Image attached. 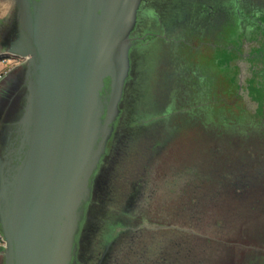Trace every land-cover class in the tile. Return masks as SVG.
<instances>
[{
    "label": "rangeland",
    "instance_id": "374dc122",
    "mask_svg": "<svg viewBox=\"0 0 264 264\" xmlns=\"http://www.w3.org/2000/svg\"><path fill=\"white\" fill-rule=\"evenodd\" d=\"M187 9L191 14L183 17L185 25L170 24L162 30L165 64L146 78L143 87L150 90L157 73L165 72L166 77L163 73L158 81L157 97L147 100L143 121L131 118L122 124L124 130L103 164L96 209H92L87 229L91 238L84 245L85 264H101L100 248L108 242L101 243L97 234L109 229V220L123 215L132 220L146 203L154 213L151 218L146 216L148 221L143 219V226L156 223L163 232H147L146 228L136 241L138 247L125 244L128 250L123 245L118 246L121 252L109 250L102 257L106 264H125L120 259L123 253L132 255L138 249H146L147 257L140 263L135 254L136 264H162L154 240L162 241L165 249L174 243V250L166 251L169 262L163 264H240L245 255L264 253L262 244L255 246V227L264 218V104L257 99L259 109L251 113L242 103L237 85L242 69L238 74V67L233 66L242 58L232 62L236 73L214 65L220 61L222 65L239 42L264 37V0H192ZM152 25L149 22L143 28L156 31ZM260 47L247 53L244 61L251 65L248 60ZM16 63L0 60V78ZM252 69L251 65L248 71ZM231 78L234 86L227 83ZM256 81L263 82L258 88L264 94V74ZM154 104L161 111L167 107L166 121L148 119L154 114ZM171 112L176 118L170 117ZM153 132L161 136L156 141L149 139ZM168 140L166 153H161L158 147ZM168 164L173 166L169 176ZM194 207L197 214L187 221Z\"/></svg>",
    "mask_w": 264,
    "mask_h": 264
},
{
    "label": "water",
    "instance_id": "95a60500",
    "mask_svg": "<svg viewBox=\"0 0 264 264\" xmlns=\"http://www.w3.org/2000/svg\"><path fill=\"white\" fill-rule=\"evenodd\" d=\"M140 3L0 0V60H22L0 78V264H79L93 179L125 121ZM240 47L252 113L244 60L260 46Z\"/></svg>",
    "mask_w": 264,
    "mask_h": 264
},
{
    "label": "flooded vegetation",
    "instance_id": "af4514ba",
    "mask_svg": "<svg viewBox=\"0 0 264 264\" xmlns=\"http://www.w3.org/2000/svg\"><path fill=\"white\" fill-rule=\"evenodd\" d=\"M148 1L149 0H147L144 4L145 5L149 4ZM190 2H192V0H155L154 1V4L157 5V8L155 7V9H154L155 16L151 17V19L154 20V23L157 26L163 25L166 22L167 23L170 22L172 24L173 23L172 20L180 17L181 15L185 17V16H189L191 14V11H189L187 9L188 8V4ZM144 4L143 3L141 4V9H143V5ZM157 15H159V17L160 16L161 17L164 16V18L158 19L159 17ZM207 21H210V19L207 18ZM183 22H184V25H185V20H183ZM179 23H177V24H179ZM181 23H182V21H181ZM143 25L144 24L139 25L141 27L140 28L141 30L142 29L145 30V28H142ZM184 25H182V26H184ZM163 29H165V26H163L161 28L160 32H162ZM148 30L149 29H146V31H148ZM161 36H159V38L157 39L158 40L157 41V45L154 47V49H156V52H157V60H161L162 59L161 57H163L162 54H163L164 46H163V43H162ZM258 38H259V36H256V37H253L252 38V41L251 40H248V43L255 41V42H259V44L261 45L260 49H258L257 51H255V57L252 59L251 56H250V59L248 60L249 62H251V65H255V70L256 71H255V76H253V80L254 79L256 80L258 76H261V75L264 74V70H263V68H264V37L262 39H259V41H258ZM260 42H262V43H260ZM160 51H161V53H160ZM149 54H150V51H147L146 55L149 56ZM141 58L142 59H140L138 56H136L135 60H139L141 64H144L147 57L146 56H143ZM236 58H240L241 59L242 58V53L240 52L236 56ZM146 63L147 64L148 63L151 64L150 61H148ZM16 64H20V60H17V63ZM161 64L162 65L165 64L164 63V60H161ZM155 66H158V61H157V63H156ZM262 84H263V82L262 83L260 81L258 82V85H259L260 88L262 87ZM148 91L149 90H148V87H147L144 90L145 99H146V96L148 95ZM148 98L149 97L147 96V99ZM253 98H254V96L252 95V99ZM260 98L256 95L255 102H258L259 103L258 100H264V94H262ZM117 134H118V132H117ZM157 137H161L160 134L158 132L157 133L153 132L151 138H149V139H151L153 141H156L157 140L156 139ZM165 150H167V147L164 148L163 152H165ZM171 164H172V162H171ZM165 168L167 169L166 170L167 171L166 174L169 173V174H167L168 176L170 174H172L171 169L173 168V166H170L168 164ZM102 169H103V164H101V166L99 167L98 171L95 173V176H94V179H93V191H92L91 201H90V203L88 205V209H87V220L84 223L85 224L84 225V228L85 229L83 230L82 234H80V242L81 243L79 244V250L77 252V259L79 261V264H85V262H84V254H85L86 251L84 250L85 249L84 248L85 247L84 245H87L86 244V243H88L87 240H89V238H91L90 235L87 232V229L89 227L90 219H91V217L93 215L92 214V212H93L92 209L95 208L94 203H96L95 202V199H96V197L98 195L97 191L100 188V183H101L100 178H101V174H102ZM166 176H164V177L166 178ZM164 177L161 178V180H159V181L160 182L164 181L165 180ZM151 194L152 193L150 192L149 195H151ZM192 195H188L187 197H190ZM150 201L151 202L154 201L153 200V197H151ZM166 202L164 204H160V208L163 207V206H165ZM138 209L139 210L136 211V217L134 219H132V220L129 219V218L126 219V216L127 215H123V217H120L119 216V218H116V217L113 218V219L111 218L109 220V223H110V227H108L109 229H107L105 233L103 232L102 234H97V240L100 239L101 243H103V241H105V242L107 241L108 242L107 244H105L104 249H103V247L100 248V249H102L101 250L102 255L100 257V259H102V261L105 260V258L104 259L102 258L103 256L109 255V250L111 251L113 249L114 250L116 249L115 251H120L119 250V247L122 246V245H123L122 248H125V250H128L124 246L125 244L130 245L131 248L135 247V244L138 247L139 243H136V241L140 238V235H142V231L145 232V229L146 228L148 230L147 232L152 231V230H153L152 232H155V233L156 232H158V233L159 232L160 233L163 232V231H160V229L158 228V225L159 224H156V223H155V226H152V227H146L145 228V226H143L144 225L143 224V222H144L143 219H147L146 216H149L151 218L152 213H154V210L151 212V207L147 203L145 205H142ZM191 212L192 213H190L189 219L187 221H189V220L193 221V216H196L197 212H196L195 207H194V209ZM147 221H148V219H147ZM186 232L187 233H190L189 231H186ZM154 242H155L154 243L155 246H158V249L160 250V253H161V256H162V260L160 262H162V264H163L164 260L167 259V253H166V251L167 250H170V249H171V251L174 250V248H175L174 243H171L170 246L167 245L166 246V249H165L164 248V244L162 243V241H160L159 244L156 243L157 240L156 241L154 240ZM164 249H165V251H164ZM145 251H146V249L134 250V252H133L132 255H130L129 252H125V253H123V255L121 256L120 259H122V261L125 260L126 261L125 264H136L137 262H135V260H134V258H135L134 255L136 254V257L138 258V259L136 258V260H139L140 263H143L142 259L144 258V256L147 257ZM102 261H100L101 264H106L105 261L104 262H102ZM168 262L169 261L166 260V263H168ZM157 264H159V263H157Z\"/></svg>",
    "mask_w": 264,
    "mask_h": 264
},
{
    "label": "bare ground",
    "instance_id": "6f19581e",
    "mask_svg": "<svg viewBox=\"0 0 264 264\" xmlns=\"http://www.w3.org/2000/svg\"><path fill=\"white\" fill-rule=\"evenodd\" d=\"M147 1V0H146ZM145 0H141V3H140V8L138 9V12H137V18H136V22H137V25L134 27V30L132 32V41H131V44H132V50H130L129 53H131V71L129 73V75H131V78H129L127 80L128 82V86L127 87H132V90L134 91H130L129 93L131 94L130 98L127 99L128 103H130L131 106H137L136 104H145L147 102V96H146V99H145V93L144 92V85H146V78H151L153 75H155V71L160 68V64H161V60H164V58H162L161 60H157V52H156V49H154V47L157 45V39L159 38V36L162 35V32H160L161 28L163 26H165V30L167 29V26L170 25L171 23L170 22H166L164 23L163 25H159L157 26L155 23V28H156V31H150V32H147L146 31V28L145 30L144 29H140L141 27L139 25L141 24H146V23H149V22H154V20L151 19V17L155 16L154 14V9H155V5H154V1L153 0H149L147 5H145L144 3L146 2ZM144 4L143 5V9H141V4ZM4 8L0 7V11H3ZM181 17V18H180ZM174 20H172V24H176V23H179L182 21L183 22V17L184 16H180ZM139 24V25H138ZM152 24V23H150ZM143 28V27H142ZM147 51H150V54L149 56L146 55ZM161 53V51H160ZM136 56H138L140 59H142L141 57L143 56H146V61L145 63L143 64L144 66H142V68L140 67V61L139 60H135ZM149 57V58H148ZM148 59V60H147ZM150 61L151 64H147L146 62ZM158 61V66H155L156 63ZM166 61V60H165ZM22 62V60H20V63ZM162 69V68H160ZM159 69V70H160ZM141 73L139 77L136 76L137 73ZM164 73V76L166 77L165 75V72ZM163 73L162 75H159L157 74V78L159 79L160 77H163ZM137 80V83L136 85H134L135 81ZM153 80V79H152ZM151 81V80H150ZM141 86L140 87V90L138 88L139 85ZM126 87V88H127ZM143 91V92H142ZM150 97V96H149ZM151 98V97H150ZM139 102V103H138ZM140 104V105H141ZM147 105V104H146ZM143 106V105H141ZM142 108V107H141ZM135 109V108H134ZM165 110L163 111L164 112V116H165V121H166V114H167V107L164 108ZM134 111H137V110H134ZM132 108H131V113H132ZM131 113L130 116H131ZM131 119L129 120H126L124 122H122L123 125H125L126 123H129ZM121 124L120 126V129L118 131V134L116 135L115 137V142H114V145H113V149L111 151V153L113 152L114 148H115V144H116V140L119 139V134L122 130H124L123 128V125ZM170 140H168L166 142L165 145H163L161 147V153L163 152L165 146L169 143ZM110 153V154H111ZM109 154V155H110ZM3 243V242H2Z\"/></svg>",
    "mask_w": 264,
    "mask_h": 264
},
{
    "label": "trees",
    "instance_id": "16d2710c",
    "mask_svg": "<svg viewBox=\"0 0 264 264\" xmlns=\"http://www.w3.org/2000/svg\"><path fill=\"white\" fill-rule=\"evenodd\" d=\"M262 25H264V24H262ZM240 44L241 43L239 42L237 44L238 46L236 45L237 47L234 48L231 51L230 55L224 59V63L222 65H220L221 64V61H220V63L214 62L215 67L217 69H227V70L233 69L234 72L236 73L235 69L232 68L231 65H232V62L234 61V58H236V56L239 54ZM217 47H215V48H217ZM198 62H200V61H198ZM190 67H189V69H190ZM207 69H208V71L210 73L213 72V70L211 68L207 67ZM158 81H159V79L156 80V83L154 82V83L151 84V89H150V85H149V89L150 90H149L148 94H149V96L151 95L150 96L151 98H156L157 97V90H158V87H159V84H158L159 82ZM227 83L229 85H231V86H234L235 85V82H234V80L232 78L231 79H228L227 80ZM140 85L138 86L139 90H140V87H141ZM251 94L254 97H256V95H257L259 98L262 95L261 94V91H260V88H258V86L255 87L254 89H251ZM150 97H149L148 100H150V102H151V98ZM260 102L262 103V105L264 104L262 100H260ZM140 104H141V102H140ZM140 104L139 105L136 104L137 106H135V105L134 106H131L130 103H128V101H126L125 104H124L125 105V108H124L125 109L124 119L129 120V119L132 118V119H135V120H142L143 121V119L145 117L143 118L142 115H143L144 112L147 111V107L148 106L146 105V103L145 104H141L143 106H141ZM131 108H132V111H133L132 113H131ZM153 108H154V112H153L154 114L152 116L148 117V119L151 118V117L157 118L159 121L163 120V119H161V117L165 119L164 112L161 111V108H157V106L155 104L153 105ZM157 109L159 110L158 112H157ZM134 110H137V111H134ZM129 113H131V116H130ZM170 117H172L173 119L176 118L175 116H173V113L172 112H171ZM166 142L167 141H164L162 143V145H160L159 147L157 146V147L158 148H161L164 145V143L166 144ZM261 244L264 246V218L261 219V224H258V227H255V246L256 247H261ZM263 255H264V253L261 254L260 252L258 254H255V256H251V254L250 255H247V256L245 255L243 257L242 262L240 264H264V256Z\"/></svg>",
    "mask_w": 264,
    "mask_h": 264
},
{
    "label": "built area",
    "instance_id": "2783aa9c",
    "mask_svg": "<svg viewBox=\"0 0 264 264\" xmlns=\"http://www.w3.org/2000/svg\"><path fill=\"white\" fill-rule=\"evenodd\" d=\"M1 244H2V239L0 238V246H1Z\"/></svg>",
    "mask_w": 264,
    "mask_h": 264
},
{
    "label": "crops",
    "instance_id": "0c3cea01",
    "mask_svg": "<svg viewBox=\"0 0 264 264\" xmlns=\"http://www.w3.org/2000/svg\"><path fill=\"white\" fill-rule=\"evenodd\" d=\"M2 11H0V14H1Z\"/></svg>",
    "mask_w": 264,
    "mask_h": 264
}]
</instances>
